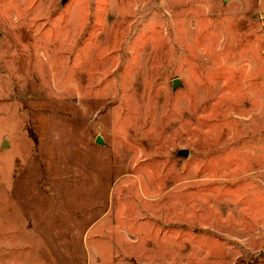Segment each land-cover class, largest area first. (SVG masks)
Masks as SVG:
<instances>
[{"label":"rangeland","instance_id":"374dc122","mask_svg":"<svg viewBox=\"0 0 264 264\" xmlns=\"http://www.w3.org/2000/svg\"><path fill=\"white\" fill-rule=\"evenodd\" d=\"M0 264H264V0H0Z\"/></svg>","mask_w":264,"mask_h":264},{"label":"water","instance_id":"95a60500","mask_svg":"<svg viewBox=\"0 0 264 264\" xmlns=\"http://www.w3.org/2000/svg\"><path fill=\"white\" fill-rule=\"evenodd\" d=\"M177 85V79H175L174 81H173V86H176ZM96 142H98V143H102V140H101V137L100 136H97L96 137ZM185 151V150H184Z\"/></svg>","mask_w":264,"mask_h":264}]
</instances>
